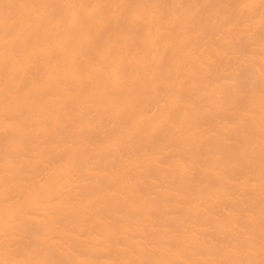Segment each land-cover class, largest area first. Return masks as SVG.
Listing matches in <instances>:
<instances>
[{
  "label": "bare ground",
  "instance_id": "obj_1",
  "mask_svg": "<svg viewBox=\"0 0 264 264\" xmlns=\"http://www.w3.org/2000/svg\"><path fill=\"white\" fill-rule=\"evenodd\" d=\"M0 264H264V0H0Z\"/></svg>",
  "mask_w": 264,
  "mask_h": 264
}]
</instances>
